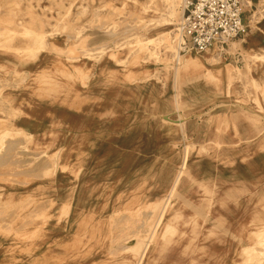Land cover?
I'll use <instances>...</instances> for the list:
<instances>
[{"label": "rangeland", "instance_id": "obj_1", "mask_svg": "<svg viewBox=\"0 0 264 264\" xmlns=\"http://www.w3.org/2000/svg\"><path fill=\"white\" fill-rule=\"evenodd\" d=\"M244 15V39L179 64V0H0L5 264L30 245L35 264H146L160 237L203 235L189 215L205 198L220 214L222 187L264 166V0H246ZM35 108L51 112L36 135L17 121ZM183 251L177 264H203ZM237 260L264 264V232Z\"/></svg>", "mask_w": 264, "mask_h": 264}, {"label": "crops", "instance_id": "obj_2", "mask_svg": "<svg viewBox=\"0 0 264 264\" xmlns=\"http://www.w3.org/2000/svg\"><path fill=\"white\" fill-rule=\"evenodd\" d=\"M245 37L240 39H244ZM230 44L231 42L223 51L218 47L211 50L216 49L225 52ZM172 46L174 48V44ZM207 59L214 61L216 60V55H209ZM186 64L188 71L202 65L201 61H186ZM27 112V115L20 117L17 121L21 129L36 135L42 131L41 127L38 128L37 126L46 125L47 117L50 116L51 112L47 111L43 114L37 108ZM244 169L247 170L245 171L246 176H240L235 182L228 183L226 187H222L221 207L218 209L220 210V214H218L216 208L214 209L215 214L213 212L211 215L209 214L208 207L210 206V201L208 198H205L206 207L204 213L189 215V221H204L206 223L203 235L196 238L189 234L188 238L186 237L184 241L177 239V236L173 237L171 241H169L170 239L162 240L160 237L151 246L146 264H177V261H180L178 256L179 254H183L184 247H187V250L193 248L199 249L197 253L203 252L205 256L203 264H238L237 259L243 252L246 242L252 239L255 243L257 235L264 232V181H257V177L264 174V166L254 165L245 167ZM239 174L242 173H238L237 175L239 176ZM228 176H231V174ZM170 181L171 178L167 181V184H169L168 190L172 185ZM197 201L200 204L202 199L199 198ZM62 202L64 203V200ZM217 215L221 217L219 219L223 224L218 225L214 223L218 221ZM166 217L171 218L174 216L167 215ZM213 232L220 233L215 239H209L208 237L213 235ZM166 246L172 249L171 252L167 251L166 254L162 253L163 256H159V251L161 254L162 248ZM6 248L8 247L0 245V264L7 262V258L2 257L7 252ZM18 254L20 255L17 257L18 264H35L37 247L36 245H30L20 248ZM213 256H216L218 261H213Z\"/></svg>", "mask_w": 264, "mask_h": 264}, {"label": "built area", "instance_id": "obj_3", "mask_svg": "<svg viewBox=\"0 0 264 264\" xmlns=\"http://www.w3.org/2000/svg\"><path fill=\"white\" fill-rule=\"evenodd\" d=\"M181 17L174 44L178 56L200 54L218 47L225 50L248 33L246 0H179Z\"/></svg>", "mask_w": 264, "mask_h": 264}, {"label": "bare ground", "instance_id": "obj_4", "mask_svg": "<svg viewBox=\"0 0 264 264\" xmlns=\"http://www.w3.org/2000/svg\"><path fill=\"white\" fill-rule=\"evenodd\" d=\"M169 2L170 3H172V6H174V5H176V3L178 2V0H169ZM175 15V12H174V10H172V8H171V10H170V16H174ZM173 39V44H174V37L172 38ZM151 40H149V41H146V44L148 45L149 44V42H150ZM149 46V45H148ZM175 47V46H174ZM156 51V50H155ZM175 52H176V56L178 57V53H177V50H176V48H175ZM181 56L180 57H178V62L180 63V61H181ZM10 142V141H9ZM1 143V142H0ZM16 143H17V141H16ZM22 143V142H21ZM10 144V143H9ZM7 145V144H6ZM16 150V149H15ZM14 150V151H15ZM13 151V150H12ZM15 154V152L13 153V155ZM10 156V155H9ZM6 158V157H5ZM9 158H11V157H9ZM13 160V159H12ZM16 160V159H15ZM14 162V161H13ZM6 164V163H5ZM16 164V163H15ZM2 165V164H1ZM11 166H14L15 167V165H13V164H11ZM7 167V166H6ZM2 168V167H1ZM11 169V168H10ZM9 170V169H8ZM3 171V170H2ZM2 171H1V173H2ZM9 172V171H8ZM8 172H5V173H7L8 174ZM15 172H16V170H15ZM7 174H6V176H7ZM14 175V174H13ZM2 176V175H1ZM6 176H5V178H6ZM12 176V175H11ZM17 176V175H16ZM14 177V176H13ZM8 179V178H7ZM12 180V179H11ZM16 180V179H15ZM176 185H177V182L174 184V187L173 188H171L170 189V191H169V194H168V199H166V202H165V204H164V207H163V209H162V211H161V214H160V217H162V213H163V211L166 209V206L168 205V202H169V200H171L172 198H173V195H174V192H175V189H176ZM66 201H64V205H66L69 209L71 208V202L69 201V204L68 203H65ZM160 217L158 218V221H157V223H156V225L154 226V229H153V231H152V233H154V231H155V228H156V226L158 225V222H159V219H160ZM45 221H46V219H45ZM150 239V238H149ZM150 241V240H149ZM148 246H149V242L145 245V247H144V249H143V251H142V253H141V257H140V259H139V262L142 260V259H144L145 258V256H146V254H147V250H148Z\"/></svg>", "mask_w": 264, "mask_h": 264}]
</instances>
